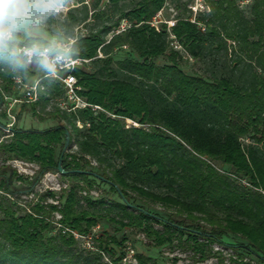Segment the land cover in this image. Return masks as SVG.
<instances>
[{"label":"trees","instance_id":"trees-1","mask_svg":"<svg viewBox=\"0 0 264 264\" xmlns=\"http://www.w3.org/2000/svg\"><path fill=\"white\" fill-rule=\"evenodd\" d=\"M125 1L134 0L109 4L116 8ZM205 1L207 11L195 18L177 17L170 27L159 19L158 27L152 23L167 0H137L112 26L74 43L77 56L90 60L94 69L75 71L82 95L103 110L67 112L58 105L70 127H13L9 139L0 141L2 153L36 164L38 178L58 171L75 182L60 195L47 190L20 213L10 178L0 176V264H109L105 253L117 264L121 257H114L110 244L121 243L114 237L101 234L97 250L91 251L79 249L72 233L88 234L103 216L121 227L143 230L157 247L177 243L189 248L199 262L219 244L234 249L233 264H264V0H248V14L240 7L243 0ZM68 17L86 21L88 11L81 20L71 12ZM124 19L131 26L106 41ZM173 40L196 59L212 58L204 69L209 79L185 73L178 51H171L170 64L156 62ZM117 46L129 47L136 58L114 60L111 53ZM99 52L103 57L98 58ZM12 76L0 72L7 91ZM44 84L33 110L62 94L56 82ZM2 101L0 89V105ZM127 119L138 126H129ZM71 142L75 153L68 151ZM82 156L107 163L108 171L88 169L91 161L82 162ZM213 161H221L232 175L219 171ZM99 180L122 202L108 205L80 196V182L92 187ZM129 191L175 208L180 217L146 211ZM57 223L61 227L51 234ZM228 236L242 241L228 244ZM138 258L140 264L151 260Z\"/></svg>","mask_w":264,"mask_h":264},{"label":"rangeland","instance_id":"rangeland-1","mask_svg":"<svg viewBox=\"0 0 264 264\" xmlns=\"http://www.w3.org/2000/svg\"><path fill=\"white\" fill-rule=\"evenodd\" d=\"M136 2L137 0L121 2L118 7L113 8L110 6L109 0H70L67 9L58 17L53 18L49 22V26H63L67 28L71 33V39L75 43L81 36L88 35L89 33H95L103 27L112 26V23L118 21L122 13L129 11L136 5ZM249 4L250 2L248 0H243L240 3V7L245 10L246 14H248ZM207 9L208 7L205 0H167L166 5L162 10V14L158 19L166 21L167 26L170 27L175 23V19L177 17L191 16L192 18H195L196 13L204 10L207 11ZM86 11H88V19L83 21L81 19L84 17ZM69 12L81 21L73 22L72 19L68 17ZM155 25L159 27L160 22L156 21ZM114 33L115 30L111 31L106 36V41H108ZM172 50L179 52L177 60L185 73L190 75H199L209 79V77L206 76L204 69L207 64H211L212 58H206V60L196 59L186 52L184 48L175 40L170 43L168 51L156 59V62L161 65L170 64L168 57ZM101 57H103V54L99 52L98 58ZM111 57L114 60L136 58L133 51L127 46H117L113 48ZM216 58H218V56H216ZM228 60L229 57L226 58L227 64L230 63ZM231 66L232 64H229L227 70H230ZM84 70L88 72L94 71L91 62L85 64ZM25 79L27 81H32L34 76L32 75ZM5 85V82L0 81L1 91H3L7 96H12L14 94L13 83L10 85V89L8 91L5 89ZM59 98L60 95L51 97L47 102H40L35 105L34 110L32 108L33 104H19L15 106L14 114L16 116V121L13 124V127L39 130L60 124L70 127L59 110ZM9 121V118L5 114V108L0 105V141L9 139V132L6 129V124ZM67 148L70 153H75L77 151V147L74 142L68 143ZM82 157V162H85L86 160L91 161V163L87 166L88 169H91L99 174L103 173V171H108L107 163L100 164L91 157ZM212 164L219 171L227 175H232L231 169L221 161H213ZM37 170L38 166L36 164L10 158L8 155L0 151V176L1 178L4 176L10 178L11 189L13 191L11 196L17 203L18 211L20 213H25L35 203L39 202V195L47 190H52L60 195L62 189L69 188L72 184H75V182L73 183V181H71L68 177L62 175V172L58 171H49L38 178ZM3 173L6 175H3ZM236 180V182H239L242 185H247V183L241 178H237ZM80 185H82L84 189L80 192L81 197L91 196L93 199L105 201L108 205L122 202L118 193L112 190L106 182L99 180L92 187L87 186L83 182H80ZM129 194L132 196V200L135 204L142 206L146 211L153 214H159L162 217H166L168 215L175 218L180 217L175 208L146 199L132 191H129ZM48 202L56 203L53 199H49ZM83 206H85V203ZM115 213L116 210L112 212V215H115ZM54 216L55 220L60 219L59 214L55 213ZM201 224L205 227H209V225L204 221H202ZM60 227L61 225L57 223L56 228L51 232V234H56ZM155 227L158 229L162 228L161 225L158 224H155ZM92 231L93 230L90 232ZM101 234L110 235L121 243L120 245L115 244L114 242L110 244V247H112L115 251L114 257H121V260L117 264H140V260L138 258L139 255L150 258L151 260L148 264H233L232 260L236 257V252L230 246L215 244L213 245V251L209 255L208 259L206 261L199 262L198 257H196L194 252L189 248H182L177 245V243L174 245L166 244L161 247H157L143 230L132 227H121L119 224L110 221L109 218L105 216H103V218L99 221L97 237L93 236L91 239V245L94 246V249L92 250L88 248V250H97ZM75 239L77 240V247L79 249H87L86 247H89L85 245L87 240L84 237H75ZM225 241L228 244L237 245L238 243H241L242 240L239 239V237L228 236L225 238ZM129 247L134 249V254L132 256L128 252ZM103 258L105 262L112 264L111 261L113 258L107 253L103 254ZM124 258H126V260H124ZM253 260L255 259L253 258Z\"/></svg>","mask_w":264,"mask_h":264},{"label":"clouds","instance_id":"clouds-1","mask_svg":"<svg viewBox=\"0 0 264 264\" xmlns=\"http://www.w3.org/2000/svg\"><path fill=\"white\" fill-rule=\"evenodd\" d=\"M70 0H0V72L55 80L78 55L70 31L49 22ZM75 67H72L71 71ZM40 86V79L31 81Z\"/></svg>","mask_w":264,"mask_h":264},{"label":"built area","instance_id":"built-area-1","mask_svg":"<svg viewBox=\"0 0 264 264\" xmlns=\"http://www.w3.org/2000/svg\"><path fill=\"white\" fill-rule=\"evenodd\" d=\"M160 14L157 15V17L153 20V25H155L156 21H159ZM131 26V23L127 21L126 19L122 20L120 25L115 30L116 34H119L126 29H128ZM73 41V40H72ZM90 60L84 59L80 56H76L74 58V64L71 66H65L64 69L61 70V74L58 78L55 80H51L53 82H56L62 91V94L59 98L58 105L59 107L67 112H76L78 110H83L90 108L94 111L103 110L98 105L90 104L87 99L82 95L83 87L79 83V80L77 76L75 75V71L77 69H84V66L86 63H88ZM72 67H75L74 70L71 71ZM34 79H40L41 84L39 87H37L36 84L32 83L31 80L27 81L23 76L21 75H13L12 76V83L14 88V94L12 96H7L3 91V101L1 103V106L5 108V114L9 118V122L6 124V129L10 133L13 128V124L16 121V116L14 114V108L15 106L19 104H34L36 103L41 95L45 92V84L44 80H48L44 77L42 73H35L33 72ZM32 80V81H33ZM127 122L129 126H137L138 124L130 119H127ZM99 226L94 227L92 232L86 234V235H79L77 232L72 231L73 235L75 237H84L87 241L85 242L87 249H94V246L91 245V239L93 236L97 237ZM84 245V246H85ZM128 252L131 254V256L134 254V249L128 248ZM126 260V258H124Z\"/></svg>","mask_w":264,"mask_h":264}]
</instances>
